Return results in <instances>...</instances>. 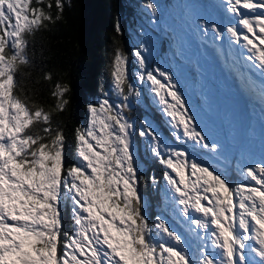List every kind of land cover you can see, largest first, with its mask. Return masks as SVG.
Masks as SVG:
<instances>
[{"label": "snow or ice", "instance_id": "6c2138e0", "mask_svg": "<svg viewBox=\"0 0 264 264\" xmlns=\"http://www.w3.org/2000/svg\"><path fill=\"white\" fill-rule=\"evenodd\" d=\"M32 4L0 0V264H264V157L244 165V179L233 182L187 149L168 145L145 121L140 135L150 137V152L165 167V203L201 242L192 249L163 216L150 222L126 114L140 90L119 48L112 81L121 102L105 94L87 105L88 126L76 129V158L66 160L63 129L52 127L50 110L22 94L17 78L29 64L27 35L59 19L65 0H55V15L51 0ZM146 7L156 23L158 4L147 0ZM224 9L234 17L225 28L204 17L197 26L215 40L227 36L264 76V0H224ZM114 26L122 34L119 19ZM146 52L145 46L132 53L136 79L149 85L175 140L219 154L224 145L202 126L173 73L149 66ZM69 91L55 86L57 110L68 105ZM259 95L264 101V83ZM62 202H70L71 231L64 230Z\"/></svg>", "mask_w": 264, "mask_h": 264}, {"label": "rangeland", "instance_id": "374dc122", "mask_svg": "<svg viewBox=\"0 0 264 264\" xmlns=\"http://www.w3.org/2000/svg\"><path fill=\"white\" fill-rule=\"evenodd\" d=\"M141 1L140 13L143 17L138 16L136 29H129L133 52L146 46L149 66L158 65L173 73L202 126L224 145L219 154H210L190 142L176 141L169 118L162 114L149 85L136 79L138 64L135 56L133 60H128L129 79L140 90L139 97H130L131 107L126 113L134 125L132 135L135 138V163L139 169V191L147 202L149 216L150 196L143 193L144 188L152 193L158 190L162 207L155 211L150 222L154 223L158 215L165 217L171 227L184 234L187 244L195 249L201 241L187 231L185 222L165 203L162 192L166 186L165 167L151 154L150 137L140 135L143 122L147 121L168 145L187 149L229 180L238 182L244 179L241 174L244 165L264 157V101L258 90L264 83V76L245 62L240 48L227 36L215 40L211 32L205 36L197 26L196 21L200 17L217 22L221 28L234 22V17L224 9V0H155L159 6L156 23L152 22V13L146 7L147 0ZM250 84L255 86V91L249 87ZM105 94L112 102H121L113 87L112 74L108 88L94 97L92 95L88 104L98 103L105 98ZM88 120L87 110L86 121L79 128L87 127ZM75 154L76 151L74 160ZM152 177L158 184L152 183ZM61 208L69 211L66 218L71 219L70 202H62ZM64 230L67 231L65 227Z\"/></svg>", "mask_w": 264, "mask_h": 264}, {"label": "trees", "instance_id": "16d2710c", "mask_svg": "<svg viewBox=\"0 0 264 264\" xmlns=\"http://www.w3.org/2000/svg\"><path fill=\"white\" fill-rule=\"evenodd\" d=\"M48 2L45 0V6ZM141 2L65 0L59 19L53 23L45 22L47 27H41L26 37L29 64L22 66L17 76L22 94L51 111L52 127H60L65 133V157L69 163L74 160L77 147L76 129L87 118L89 98L108 88L115 50H123L129 60H133L129 29H136L138 16L143 17ZM51 3L55 15V0ZM32 6L40 5L33 0ZM117 19L123 29L122 34L115 30ZM58 83L66 84L70 89L65 96L69 103L62 111L56 109V97L53 96ZM44 126L39 125L38 130ZM143 193L150 196L149 219H152L155 211L162 207L160 195L158 190L152 193L145 188ZM68 213L62 209L64 227L71 231V219L66 218Z\"/></svg>", "mask_w": 264, "mask_h": 264}, {"label": "water", "instance_id": "95a60500", "mask_svg": "<svg viewBox=\"0 0 264 264\" xmlns=\"http://www.w3.org/2000/svg\"><path fill=\"white\" fill-rule=\"evenodd\" d=\"M134 148H135V142H134L133 135H132V149H133V151H134ZM135 162H136V160H135Z\"/></svg>", "mask_w": 264, "mask_h": 264}, {"label": "bare ground", "instance_id": "6f19581e", "mask_svg": "<svg viewBox=\"0 0 264 264\" xmlns=\"http://www.w3.org/2000/svg\"><path fill=\"white\" fill-rule=\"evenodd\" d=\"M257 89H258V85H256ZM259 90V89H258Z\"/></svg>", "mask_w": 264, "mask_h": 264}]
</instances>
